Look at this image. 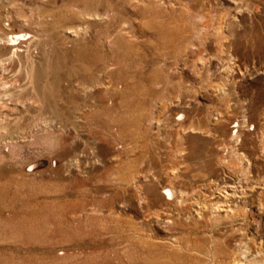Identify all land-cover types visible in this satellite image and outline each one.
Returning a JSON list of instances; mask_svg holds the SVG:
<instances>
[{
	"label": "rangeland",
	"instance_id": "374dc122",
	"mask_svg": "<svg viewBox=\"0 0 264 264\" xmlns=\"http://www.w3.org/2000/svg\"><path fill=\"white\" fill-rule=\"evenodd\" d=\"M0 264H264V0H0Z\"/></svg>",
	"mask_w": 264,
	"mask_h": 264
},
{
	"label": "bare ground",
	"instance_id": "6f19581e",
	"mask_svg": "<svg viewBox=\"0 0 264 264\" xmlns=\"http://www.w3.org/2000/svg\"><path fill=\"white\" fill-rule=\"evenodd\" d=\"M95 17H97V16H95ZM25 35H26V33L25 34L24 33H18V34L11 35L10 37L7 38V41L9 42L8 45H10L11 47L14 44L17 45L19 43L18 40L27 39V37L25 38ZM14 41H16V43H14ZM14 51H15V49L12 51V53H14ZM16 56H17V53H16ZM30 62H33L31 58H30ZM165 193L168 196H170L172 194L171 190H169V189H166ZM228 201H230V199ZM210 203L212 204V206L215 205V202L212 203L211 200H210ZM226 203H228V202L226 201ZM218 206H222V205L213 206V210H216V208H218ZM222 217L225 219V221L235 224L238 220H243L244 215L242 212H240V210L238 211V209L236 210L233 206L229 205ZM212 218L214 219L215 217L212 216ZM215 219H217V218H215Z\"/></svg>",
	"mask_w": 264,
	"mask_h": 264
}]
</instances>
